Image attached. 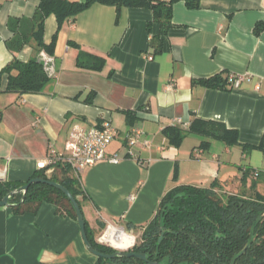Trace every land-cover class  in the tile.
Here are the masks:
<instances>
[{"label": "crops", "instance_id": "1", "mask_svg": "<svg viewBox=\"0 0 264 264\" xmlns=\"http://www.w3.org/2000/svg\"><path fill=\"white\" fill-rule=\"evenodd\" d=\"M40 1L0 0V71L14 60L7 46L13 36L9 19L32 18ZM116 17L115 7L95 4L63 24L54 56L38 54L54 74L42 93L6 92L8 75L0 77V180L27 182L52 150L65 151L75 124L87 130L110 122L118 131L108 153L120 160L99 161L81 174V207L97 238L107 223L140 235L137 228L153 218L164 194L177 184L209 187L217 180L225 191L235 192L256 179L252 175L243 184V171L264 172V151L259 149L245 151L217 140L203 149L196 135L176 147L164 134L168 126L183 127L201 117L238 130L242 144H260L264 30L256 35L254 29L264 22V0H201L198 9L177 2L174 25L161 36L158 52L152 37L160 36V24L148 29L152 10L124 7L119 22ZM57 30L56 16L50 15L47 43ZM34 54L27 45L17 56L26 62ZM100 63V68L92 67ZM222 71L245 79L230 90L193 83ZM136 129L143 135L130 144ZM257 189L264 193V178ZM0 264L119 263L91 253L78 221L44 202L36 212L22 214L0 207Z\"/></svg>", "mask_w": 264, "mask_h": 264}, {"label": "trees", "instance_id": "2", "mask_svg": "<svg viewBox=\"0 0 264 264\" xmlns=\"http://www.w3.org/2000/svg\"><path fill=\"white\" fill-rule=\"evenodd\" d=\"M180 1H184L189 9L201 6V0H41L32 18L9 19L8 25L13 36L7 40V46L14 54V60L0 71V77L8 75L5 91L16 94L42 93L54 74L38 58V54L45 51L49 56H54L57 36L63 24L75 20L93 5L115 7L117 22L124 7L152 10L153 19L148 23V29L151 31L155 22L160 24V36L152 37L153 47L158 52L163 46L161 36L174 25V4ZM50 15L56 16L58 30L51 42L47 43L44 39L45 24ZM263 30L264 22H260L254 33L260 35ZM27 45L34 49L35 54L24 62L17 55ZM101 64L92 67L100 68ZM229 74L230 72L222 71L210 78L195 79L193 83L230 90L233 88L229 84ZM164 134L169 143L176 147L189 135H196L202 138L199 147L203 149H208L211 141L217 140L230 147L241 145L245 151H264V136L258 145L242 144L238 130L230 129L222 122L201 117H195L188 126H168ZM252 175L256 179L241 193L225 191L217 180L209 187L175 185L164 194L153 218L146 225L137 228L141 233L131 250L146 253L151 260L167 264H264V193L257 189L258 181L264 178V172L246 169L240 179L245 184L244 181ZM35 177L62 184L81 206V197L84 196L81 176L76 175L70 165L58 163L52 172L39 170L30 179ZM27 182L0 180V201ZM10 201L18 204L13 206L14 212L18 214L36 212L42 203L49 202L58 206L60 214L77 220L67 196L48 184H32L25 194L17 193ZM86 230L94 248L104 253L116 251L99 243L88 229L87 222ZM100 259L119 264H148L138 258Z\"/></svg>", "mask_w": 264, "mask_h": 264}, {"label": "built area", "instance_id": "3", "mask_svg": "<svg viewBox=\"0 0 264 264\" xmlns=\"http://www.w3.org/2000/svg\"><path fill=\"white\" fill-rule=\"evenodd\" d=\"M244 79L245 75L235 73H230L228 77L229 84L233 89L239 87ZM184 125L188 126L187 124ZM117 134L118 131L110 122H103L87 130L83 126L75 124L70 132L65 151L52 150L49 156L40 164V169L50 173L58 163H66L71 166L76 175L81 176L85 168L94 166L99 161L118 162L120 159L117 155L108 153V148ZM142 135L141 130H133L129 135L130 144H135L141 139ZM143 143L150 145L148 140H143ZM120 230L134 240L132 245L126 249H120L112 242L114 238L120 240L118 234ZM114 232L115 234H113ZM134 234L116 223H107V226L99 234L97 241L116 250H129L136 244Z\"/></svg>", "mask_w": 264, "mask_h": 264}, {"label": "water", "instance_id": "4", "mask_svg": "<svg viewBox=\"0 0 264 264\" xmlns=\"http://www.w3.org/2000/svg\"><path fill=\"white\" fill-rule=\"evenodd\" d=\"M36 183H44V184H48L50 186H53L55 188H57L58 190L62 191L68 198V200L71 202L76 216H77V221L79 223L80 229H81V233H82V237L84 239V242L88 248V250L93 253L94 255L100 257V258H104L107 260H114L116 258L119 257H126V258H138L148 264H167L165 262H159V261H153L149 258V255L146 253H141V252H136L133 250H116L113 253H104L99 251L98 249L94 248L93 245L91 244L89 238H88V234H87V230H86V220H85V216L83 213V210L81 208V206L79 205L77 199L74 197V195L62 184L54 182L52 180H47V179H42L39 177H35L30 179L26 184L22 185L21 187H19L18 189L8 193L1 201H0V207L3 206H9V207H13L15 205L18 204H14L11 203V198L17 194V193H26L28 188L30 187V185L32 184H36ZM24 200V198H22V201Z\"/></svg>", "mask_w": 264, "mask_h": 264}, {"label": "bare ground", "instance_id": "5", "mask_svg": "<svg viewBox=\"0 0 264 264\" xmlns=\"http://www.w3.org/2000/svg\"><path fill=\"white\" fill-rule=\"evenodd\" d=\"M113 234H115V232ZM118 234H119L120 240H117L115 238L112 239L113 244L116 245L118 248L126 249L130 245H132V243L134 242L133 238L130 237L125 232H123L122 230H120V232H118Z\"/></svg>", "mask_w": 264, "mask_h": 264}, {"label": "rangeland", "instance_id": "6", "mask_svg": "<svg viewBox=\"0 0 264 264\" xmlns=\"http://www.w3.org/2000/svg\"><path fill=\"white\" fill-rule=\"evenodd\" d=\"M194 138H197V137H194ZM200 138V140H202V138L201 137H199ZM190 140H193V139H190ZM218 144H223L222 142H220V141H216ZM260 153L259 152H255L254 153V156H257V155H259ZM240 158V157H239ZM254 160H256V161H258L257 159H256V157L254 158ZM239 161H241V160H239ZM242 163V165H244L245 164V162H244V159H242V161H241ZM244 190V188H243V186H240V187H238V188H236V190H234L235 192L234 193H241L242 191ZM237 191V192H236ZM101 233V232H100ZM135 236H136V242L138 241V238H139V235L138 234H136V232H135V234H134ZM132 249V248H131ZM131 249H129V250H131Z\"/></svg>", "mask_w": 264, "mask_h": 264}]
</instances>
